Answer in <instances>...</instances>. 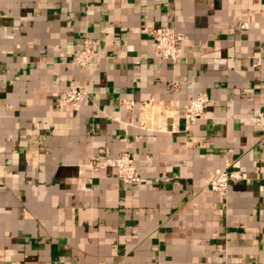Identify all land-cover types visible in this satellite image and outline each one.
Masks as SVG:
<instances>
[{"label":"crops","instance_id":"crops-1","mask_svg":"<svg viewBox=\"0 0 264 264\" xmlns=\"http://www.w3.org/2000/svg\"><path fill=\"white\" fill-rule=\"evenodd\" d=\"M160 27L185 37L174 63ZM257 113L264 0H0V264H264ZM122 153L137 183L93 168ZM226 163L242 179L221 195Z\"/></svg>","mask_w":264,"mask_h":264},{"label":"built area","instance_id":"built-area-1","mask_svg":"<svg viewBox=\"0 0 264 264\" xmlns=\"http://www.w3.org/2000/svg\"><path fill=\"white\" fill-rule=\"evenodd\" d=\"M150 36L153 41V52L156 59L174 63L181 52L180 44L184 41L185 37L181 33L173 32L166 27L151 30ZM95 57L96 55L89 46V43L84 41L82 49L74 57V64L80 68H87ZM85 93V89L83 88L69 86L64 92V97L67 102L73 103L81 100ZM207 103L208 99L205 94H199L195 98L190 99L184 106L186 124L191 125L203 119ZM120 105L125 109L133 108V102L129 100H121ZM249 122L264 133L263 113H257L250 117ZM93 168L95 170L105 168L115 169L117 179L124 185L134 184L139 181L131 157L125 153L117 157H104ZM241 179V174L231 169L226 163V166L220 171L210 172L207 175L206 186L210 191L223 195L231 183L240 182Z\"/></svg>","mask_w":264,"mask_h":264}]
</instances>
